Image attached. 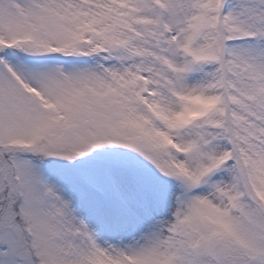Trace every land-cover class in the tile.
Masks as SVG:
<instances>
[{
	"label": "snow or ice",
	"instance_id": "1",
	"mask_svg": "<svg viewBox=\"0 0 264 264\" xmlns=\"http://www.w3.org/2000/svg\"><path fill=\"white\" fill-rule=\"evenodd\" d=\"M0 264H264V0H0Z\"/></svg>",
	"mask_w": 264,
	"mask_h": 264
}]
</instances>
